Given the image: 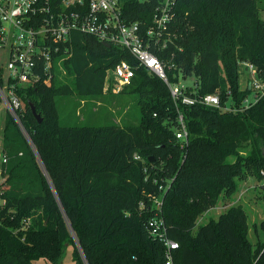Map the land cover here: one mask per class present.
Instances as JSON below:
<instances>
[{"label":"trees","instance_id":"trees-1","mask_svg":"<svg viewBox=\"0 0 264 264\" xmlns=\"http://www.w3.org/2000/svg\"><path fill=\"white\" fill-rule=\"evenodd\" d=\"M124 2L129 21L152 23L157 0ZM263 8L264 0H176L174 44L154 48L171 82L195 76L198 94L218 95L219 107L175 105L165 82L144 68L120 93L105 91L108 70L136 64L134 57L73 33L52 84L18 90L30 142L5 118L0 264H59L68 247L75 264H165V247L148 228L155 217L179 243L174 264H264V240H250L241 205L198 225L237 193L238 181L264 176V95L245 106L253 93L240 85L248 64L264 81ZM110 95L135 100L138 124L69 125L57 101L86 103L88 122L94 101ZM180 114L187 142L176 137Z\"/></svg>","mask_w":264,"mask_h":264},{"label":"built area","instance_id":"built-area-1","mask_svg":"<svg viewBox=\"0 0 264 264\" xmlns=\"http://www.w3.org/2000/svg\"><path fill=\"white\" fill-rule=\"evenodd\" d=\"M152 23L145 27L129 21L124 0H0V49H8V61L0 69V127L2 112L9 114L28 142L29 135L21 122L22 101L18 96L21 88L35 85L50 86L61 71L64 58L71 56V35L80 33L96 38L128 51L136 64L126 60L107 72L105 91L120 93L130 85L136 71L144 68L161 78L167 85L175 105H206L219 107L216 94L199 95L196 82L192 87L180 81L171 82L166 64L156 54L174 44L170 27L175 21L176 0H157ZM58 67V68H57ZM252 80L248 83L252 98L249 106L264 95V81L256 77V69L248 64ZM176 137L187 142L188 131L183 115L178 117ZM8 157L3 149L0 133V206ZM161 206V202H156ZM150 235L165 247V264H174L179 243L167 234L162 217L148 223Z\"/></svg>","mask_w":264,"mask_h":264},{"label":"rangeland","instance_id":"rangeland-1","mask_svg":"<svg viewBox=\"0 0 264 264\" xmlns=\"http://www.w3.org/2000/svg\"><path fill=\"white\" fill-rule=\"evenodd\" d=\"M261 16L264 19V8L261 9ZM8 61V49H0V69H3ZM252 80L251 73L242 68L240 70V85L244 89L247 87L249 81ZM179 81L192 87L196 82L195 76H189L186 78L179 77ZM107 95V94H106ZM250 97L249 99H251ZM59 106L64 116H69V125H100L117 123L119 125H135L140 120V113L136 102L133 98L118 97L115 95L106 96V100L94 101L93 107L94 115L90 119L86 120V103H82L77 97L62 96L58 98ZM77 114L75 116L74 114ZM99 114V116H98ZM3 123L0 127L1 140L3 139V130L5 125V118L7 113L2 112ZM3 141V140H2ZM243 152V151H242ZM243 154V153H242ZM234 158H229L228 162H233ZM241 205L248 214V222L250 225V240L253 243L257 242V238L264 240V176L259 180L255 176H249L243 181H238V191L231 198L223 201H219L216 207L208 210L198 219V225L206 224L210 219H217L218 216L224 212L230 205ZM259 235V237H258ZM36 264H53L46 259L37 261ZM59 264H75L72 260V247H68Z\"/></svg>","mask_w":264,"mask_h":264},{"label":"water","instance_id":"water-1","mask_svg":"<svg viewBox=\"0 0 264 264\" xmlns=\"http://www.w3.org/2000/svg\"><path fill=\"white\" fill-rule=\"evenodd\" d=\"M105 46H106V47H110L109 44H105ZM30 107H31V110H32L33 115L36 117V119L38 120V122L41 123V122H42V119H41L40 115L37 114L34 105L31 104Z\"/></svg>","mask_w":264,"mask_h":264}]
</instances>
